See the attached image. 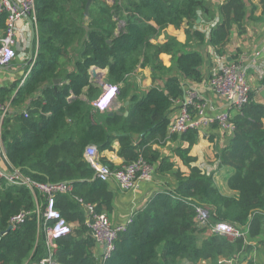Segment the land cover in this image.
Here are the masks:
<instances>
[{"label": "trees", "instance_id": "1", "mask_svg": "<svg viewBox=\"0 0 264 264\" xmlns=\"http://www.w3.org/2000/svg\"><path fill=\"white\" fill-rule=\"evenodd\" d=\"M85 4L86 0H34L32 65L26 76L28 70L24 77L0 86V102L8 101L12 110L0 114V154L6 157L0 156L4 163L0 168L6 172L19 168L37 182L72 183L71 190L54 195V208L72 224L70 233L55 239V260L203 264L230 259L244 246L250 251L245 237L264 240V103L249 91L246 103L230 111L231 136L216 147L219 165L230 168L229 194L218 189L211 175L191 165L194 157L189 151L199 139L196 130L167 135L170 108L184 95L183 82L203 78L200 47L210 45L223 56L233 25L242 33L250 17L246 1L224 0L217 8L218 21L207 34L195 26L198 18L208 19V0H92L87 20ZM7 16L5 10L0 12V27ZM184 20L185 42L169 35L154 42L168 25L179 28ZM161 53L171 56L168 67L159 58ZM92 66L107 69L105 82L118 85L120 99L128 97L125 107L110 113L93 106L100 87L90 80ZM137 66H149L152 78L162 79L163 85L128 95L126 77ZM259 83L264 84V75ZM36 93L39 96L26 104ZM177 138L188 144L173 149L188 172L174 169L169 156L151 146ZM113 140L118 141V155L125 163L141 157L156 172L172 174L175 184H164L133 213L103 259V254L96 255V242L85 223L88 213L77 198L94 203L98 212L112 211L113 193L106 181L94 176L84 148L92 144L100 152L110 149ZM46 199L36 188L0 179V264H35L45 256L36 209H42ZM197 207L208 212L204 222L198 221ZM22 210L29 213L10 227V218ZM218 222L243 229L246 236L230 239L215 232L213 225ZM247 264L256 263L249 259Z\"/></svg>", "mask_w": 264, "mask_h": 264}, {"label": "crops", "instance_id": "2", "mask_svg": "<svg viewBox=\"0 0 264 264\" xmlns=\"http://www.w3.org/2000/svg\"><path fill=\"white\" fill-rule=\"evenodd\" d=\"M13 1L18 2L19 0ZM223 1L224 0H208L210 4L208 19L201 20L200 18H198L196 21L195 29H199L204 33L206 32L207 34L210 26H213L218 21L219 17L217 8ZM245 1L248 9V16L250 17H248V19H246L244 23V31L242 33H239L237 26L233 25L229 41L225 45V54L223 56H218L212 46L203 44L204 46L200 47V50L204 55V59L201 64V72L203 74L202 80L200 82H194L190 80H185L183 82V94L188 92L189 90H193L195 93V101L203 102V104L205 105V112L208 114H213L214 112L221 111L225 108L223 98L218 93H216L213 88L210 87L208 79L214 74L216 69L221 64H225L228 62L236 63L240 66L246 67V79L250 88V92L253 93L254 98L257 101L264 103V84L259 83V80L264 75V52L260 53L258 57L254 56V52L258 50L264 43V0ZM252 6L254 7V9L251 12ZM19 24L20 23H18V25ZM27 26L28 30H26ZM29 26V21L25 19L24 25L18 29V42L15 46L17 55L12 60V62L8 66H6V68L0 69V86L7 85L21 78L24 74V71L29 70L28 65L31 64L32 59L30 53V51H32V42L29 38ZM186 29V20L183 21L179 28H175L173 25H168L154 42L165 41V37L167 35L174 36L179 42H185L187 35ZM190 43H193V46L195 45L194 41H191ZM227 57H229V59ZM159 58L161 59L164 66L168 67L170 65V55L161 53L159 55ZM218 62L220 63L218 64ZM27 67L28 69H26ZM92 67H94V73L93 75H90V80L98 85L101 91V85L106 81L105 77L107 69L99 68L96 66ZM71 68L72 67L68 66V70H71ZM152 85H163L162 79L154 80L152 78V71L149 66H137L126 77L125 91H127L128 95H132L133 93L141 95L143 91H145ZM38 96L39 93L34 94L26 101V104L31 103V101L36 99ZM84 97L85 96H82V98ZM128 103V97H126L125 100H122L120 99L119 95H117V97L112 101L110 107L106 111H109L111 113L114 110L120 109L122 106L125 107ZM172 105L173 106L172 108H170L171 110L169 112L170 120L177 114L176 103L173 102ZM124 114H127V110H124ZM197 133L199 135V140L190 148L189 151V155L194 157V161L191 162V165L197 167L199 166L204 172L206 170L207 172L213 173L212 178L214 179V182L218 189L222 193L229 194L230 190L226 186V179L230 173V168L225 165H219L218 162L216 164L214 157L216 147L223 146V143L225 144L226 142V137L231 136V132L223 130L220 125H209L205 129H203L202 131H198ZM170 134L171 133L168 130L167 135ZM210 135H213L212 140L209 139ZM178 145H181L182 147L188 146L186 142L181 143V140L178 138L174 140L167 139L163 146H159L157 144H152L151 146L154 149L159 150L161 154L169 156L170 161L173 163L174 169H179L182 172H188V169H186V167L180 161V158L176 156L175 152L173 151V149ZM118 150L119 143L117 140H113L111 143V148L101 150L100 152H98L96 158L100 162L106 161L110 163L114 168H117L125 163L124 159L118 155ZM0 164L3 165L4 163L0 161ZM12 171H16V169H12L9 172ZM106 182L108 183V189L113 193V208L110 213H104L108 215L112 223H121L127 220V218L134 211H137L144 207L146 202L152 196H154L156 192L161 190L164 184H175V180L173 179L172 174L158 173L154 169L149 179H136L134 187L130 190H122L116 180L113 178L106 180ZM70 187L71 188H69L67 191L73 188L72 183ZM84 217L86 218V216ZM240 230L243 232L242 236H246L245 230ZM229 238L233 239V237ZM246 238L250 240L246 241ZM245 242L246 245L250 247V251L245 250L244 246V250L242 252L235 254L230 259L216 260L213 262L203 261V264H247L249 259L255 261L256 264H264V240H262L260 237H256L254 239L245 237ZM101 250L102 244L96 242V255H99L101 253Z\"/></svg>", "mask_w": 264, "mask_h": 264}, {"label": "built area", "instance_id": "3", "mask_svg": "<svg viewBox=\"0 0 264 264\" xmlns=\"http://www.w3.org/2000/svg\"><path fill=\"white\" fill-rule=\"evenodd\" d=\"M3 10L8 13V16L5 19L4 26L0 27V66H8L17 55L15 47L18 42L17 32L24 25L25 16H30L35 22L34 0H19L18 2H14L13 0H0V12ZM18 23L20 24L18 25ZM26 30H28V26ZM262 52H264V43L254 52V56L258 57ZM29 70L24 76H26ZM208 83L223 98L225 108L213 114H208L205 112L203 102L195 101L194 91L189 90L182 97L173 101L177 105V114L170 120L168 127L170 133L176 132L180 134L187 130H196L198 132L215 122L223 130L232 132L233 125L230 122V111L239 109L246 103L250 91L246 79V67L231 62L221 64L214 74L209 77ZM114 92H118V85L104 82L100 94L92 102L93 106L100 111H106L110 107L111 97ZM9 111V102H0L1 116L3 117ZM0 155L5 159L4 153ZM84 155L90 167L93 169L95 177L103 181L113 178L122 190L132 189L136 179H149L154 169V167L145 163L141 157L124 163L117 168H111L96 158L98 151L96 146L92 144L85 147ZM0 179L5 180L8 184H23L31 190L36 188L47 195L43 208L36 209L37 222L40 224L44 234L46 253L35 264H61L55 260V239L70 233L72 224L61 217L60 213L54 208L53 203L55 192L67 191L71 188V183L37 182L18 171L6 172L1 168ZM77 200L88 213L85 218V223L90 228L94 240L102 244L101 255L103 254V259H105L113 250L114 241L119 232L125 230L126 226L131 222L132 215L124 222L112 223L104 212L96 211L93 203L85 202L81 198H77ZM197 211L198 221L204 222L208 217L207 210L197 207ZM28 213L22 210L15 214L9 220L10 225L15 227L24 220ZM235 228L226 222H218L213 225L215 232L226 234L233 238L242 236L243 232Z\"/></svg>", "mask_w": 264, "mask_h": 264}, {"label": "water", "instance_id": "4", "mask_svg": "<svg viewBox=\"0 0 264 264\" xmlns=\"http://www.w3.org/2000/svg\"><path fill=\"white\" fill-rule=\"evenodd\" d=\"M91 2H92V0H86L85 10H84V13H85L84 18L86 20L88 19V8H89ZM25 17H26V19L30 23V30H29L30 34H29V38H30V41L32 42L34 36L36 35L35 22L33 21V19L30 16L26 15ZM30 53H31V58H32V51H30ZM227 58L229 59V57H227ZM4 68H6V66H0V69H4ZM89 73H90V75H93V73H94V67H91L90 68ZM56 80H58V79H56ZM16 170L19 171V168H17ZM10 227H11V225H10ZM10 227H8V229H10Z\"/></svg>", "mask_w": 264, "mask_h": 264}, {"label": "rangeland", "instance_id": "5", "mask_svg": "<svg viewBox=\"0 0 264 264\" xmlns=\"http://www.w3.org/2000/svg\"><path fill=\"white\" fill-rule=\"evenodd\" d=\"M108 3H111V0H108ZM119 27H121V24L119 25ZM119 27H118V28H119ZM101 86H102V85H101ZM150 87H151V86H150ZM150 87H149V88H150ZM201 131H202V129H201ZM198 140H199V139H198ZM197 142H198V141H197ZM195 144H196V143H195ZM214 160H215V163L217 164L218 160H217L215 157H214ZM215 163H214V164H215ZM198 167H199V166H198ZM199 168H200V167H199ZM200 169H201V168H200ZM202 171H203V170H202ZM203 172H204V171H203ZM204 174H206V175H211V176H212L213 173H211V172H207V171L205 170ZM212 177H213V176H212ZM234 228H235V227H234ZM235 229H236V228H235ZM236 230H237V229H236Z\"/></svg>", "mask_w": 264, "mask_h": 264}, {"label": "clouds", "instance_id": "6", "mask_svg": "<svg viewBox=\"0 0 264 264\" xmlns=\"http://www.w3.org/2000/svg\"><path fill=\"white\" fill-rule=\"evenodd\" d=\"M32 58H33V56H32ZM107 83V82H106ZM101 92V91H100ZM118 93H119V90H118V92H114L113 93V95H112V97H111V101H110V105H111V103H112V101L117 97V95H118ZM100 94V93H99ZM17 171V170H16ZM9 172V171H8ZM13 172V171H12ZM18 172H20V171H18ZM135 212V211H134ZM133 212V213H134ZM133 213L131 214V215H133ZM107 215V214H106ZM108 216V215H107ZM109 218V217H108ZM96 242V241H95ZM100 255H101V253H100Z\"/></svg>", "mask_w": 264, "mask_h": 264}]
</instances>
